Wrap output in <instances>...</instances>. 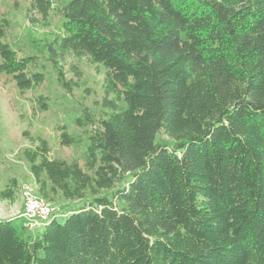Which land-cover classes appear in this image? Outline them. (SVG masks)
Masks as SVG:
<instances>
[{
  "label": "trees",
  "instance_id": "16d2710c",
  "mask_svg": "<svg viewBox=\"0 0 264 264\" xmlns=\"http://www.w3.org/2000/svg\"><path fill=\"white\" fill-rule=\"evenodd\" d=\"M28 1L44 25L59 18L58 83L77 86L57 67L67 54L102 66L107 112L74 120L89 127L84 169L30 137L39 195L73 205L26 236L21 219H0V264H264V0ZM7 28L0 76L23 94L45 76Z\"/></svg>",
  "mask_w": 264,
  "mask_h": 264
},
{
  "label": "rangeland",
  "instance_id": "374dc122",
  "mask_svg": "<svg viewBox=\"0 0 264 264\" xmlns=\"http://www.w3.org/2000/svg\"><path fill=\"white\" fill-rule=\"evenodd\" d=\"M2 19L8 23L5 41L19 56H35L36 70L45 76L40 86L23 94L9 78L0 76V192L8 188L13 191L11 199L0 198V219H21L22 235L26 236L41 228L44 222L34 224L33 220L24 219L25 187L59 213H63L64 207L72 206L73 202L65 201L59 194H50L49 200L39 195L29 165L23 158V150L34 147L30 137H41L50 147L51 158L76 161L84 169L89 127L80 128L74 120L85 114L94 121L105 116L107 111L101 102L106 73L102 66L90 64L86 57L67 54L58 59L57 67L61 69L65 81L76 82L77 86L71 84V90H65L57 81V72L49 61L48 52V45L59 32L58 16L52 13L44 25L29 10L28 0H0V21ZM32 19L36 20L33 22ZM40 96L45 99L46 111L39 110L37 98ZM62 125L77 140L74 145H60L57 127ZM24 132L27 135H23ZM158 140L172 145L163 133L158 135ZM11 180L15 181V185Z\"/></svg>",
  "mask_w": 264,
  "mask_h": 264
},
{
  "label": "built area",
  "instance_id": "2783aa9c",
  "mask_svg": "<svg viewBox=\"0 0 264 264\" xmlns=\"http://www.w3.org/2000/svg\"><path fill=\"white\" fill-rule=\"evenodd\" d=\"M25 195V210L23 213L24 219L33 220L34 224L46 221L52 213L55 212L49 203L43 201L42 199H37L32 190L28 187L24 188ZM32 225V224H29Z\"/></svg>",
  "mask_w": 264,
  "mask_h": 264
}]
</instances>
